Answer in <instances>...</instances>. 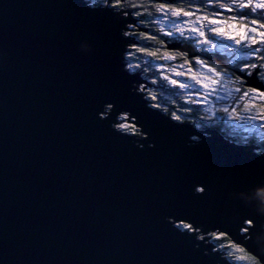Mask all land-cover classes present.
<instances>
[{
    "label": "water",
    "instance_id": "obj_1",
    "mask_svg": "<svg viewBox=\"0 0 264 264\" xmlns=\"http://www.w3.org/2000/svg\"><path fill=\"white\" fill-rule=\"evenodd\" d=\"M111 2L0 0V264H264V153L152 107Z\"/></svg>",
    "mask_w": 264,
    "mask_h": 264
},
{
    "label": "rangeland",
    "instance_id": "obj_2",
    "mask_svg": "<svg viewBox=\"0 0 264 264\" xmlns=\"http://www.w3.org/2000/svg\"><path fill=\"white\" fill-rule=\"evenodd\" d=\"M84 1L87 3L89 2L88 5L91 4V0ZM215 1L218 0H212V2L204 0L203 3L209 8L214 7V10L209 9V12L215 14V16H217L216 18L211 17L205 19L199 16V14L193 13L184 15V13H188V11L177 9L173 11L174 9L165 8L156 12L152 20L153 22H151L160 34L164 35L169 40H187L191 45L200 48L206 53L217 54L222 58L225 57L228 61L232 59L229 62L242 61L245 58L254 59L258 52H251L250 49L256 48L258 45L260 48H264V44L260 42L262 37L259 35L260 32H264L263 28H260L259 25L250 23V19H247L242 12L232 17L230 11L227 10L229 9V5H227L228 0H223V2H226L222 7L216 6L219 3H213ZM234 1L233 3H238L237 0ZM256 2H260V0H253V4L249 5L248 8L252 11V15L256 16V19L264 23V9L254 8ZM103 6L105 7L106 3L103 4ZM236 7L239 8V5ZM115 11L127 10L119 9ZM244 13H246V11H244ZM192 16H194V18H192L193 20L191 19ZM213 19L218 22L210 23ZM139 23L140 22L137 21L134 24L127 25V31L123 36L132 41L128 46L129 51L125 54L124 63L127 70H130L129 67L131 66L128 57L131 53H136L133 50L137 48L135 39L131 35L136 37L138 33H141L138 28ZM250 28H256L257 31L251 32L249 31ZM213 29H223L224 34H219L213 31ZM201 32L204 34L201 35ZM246 34L248 36H254L256 42L253 43L250 39H244ZM237 40L240 41L239 44L236 43ZM170 52L172 53L175 51L170 50ZM149 57H151L150 54L145 53V56H141V60L143 62L144 60L146 62L149 61V65H151L153 70L157 71L160 79L164 81L166 86L174 88L182 100L192 102L196 106H199L201 112L205 116L218 119V121L223 123L225 127L230 130L231 134L233 133L235 136L247 141L255 140L258 143H264V96L261 95L264 93L252 90L250 93L247 92L248 96H245V91L242 90L236 82L231 81L225 74L217 73L215 70L210 72V68L199 61H196L195 64L191 66L177 63L176 61L179 59L178 55L161 54V63H155V61L150 60ZM262 69L264 71V65ZM173 81H176V83L174 84ZM213 81H217V83H213ZM148 88L149 87L144 82V84L138 87V91L143 93L145 99L149 101L151 96L147 92ZM236 88H240V91L237 92ZM253 97H255V99H253ZM224 108H228L229 111H223ZM233 109H235V111H233ZM252 116H255V119H249V117ZM125 120L126 117H119L118 124L115 128L122 131V128L126 129L130 126ZM253 128L254 130H252ZM134 130V136L137 135L139 138L144 137L142 134L137 133L135 128ZM122 132L127 134L125 131ZM183 227L185 230H182ZM177 228L182 231H191L186 225H177ZM211 236H213V234L209 235L210 239ZM198 238L202 239L201 236ZM210 242L212 241L210 240L209 243Z\"/></svg>",
    "mask_w": 264,
    "mask_h": 264
},
{
    "label": "trees",
    "instance_id": "obj_3",
    "mask_svg": "<svg viewBox=\"0 0 264 264\" xmlns=\"http://www.w3.org/2000/svg\"><path fill=\"white\" fill-rule=\"evenodd\" d=\"M106 1L107 0H91L90 5L92 7H97L100 5L103 6ZM155 2L158 1L127 0L124 3H120L117 0H112L110 5V7L115 10L121 9L131 11L135 20L140 22L138 28L140 29L141 33H138L136 37L134 35H131L134 37L137 45V48L133 51L137 54L131 53L128 57L131 62L129 71L139 74L143 78L145 84H147V86L149 87L147 89V92L151 96L149 99V102L152 104L151 106L162 111L164 114L169 115L172 119L174 118L177 122L187 123L198 129L217 130L231 142L246 145L254 144L259 148L260 153H264V143H258L255 140L247 141L239 138L238 136H235L233 133L231 134L230 130H228L223 123L218 121V119H213L205 116L201 112V108L199 106H196L192 102H186L182 100L174 88L166 86L164 81L160 79L157 71L153 70L151 65H149V61L146 62L144 60L143 62L141 60V56H145V53H149L151 56L149 57V59L154 60L155 63L162 62L160 57L161 54L178 55L179 59H177V63H182L185 65L188 64L192 66L196 61H199L203 65L214 69L217 73L220 74H225V71L227 70V68L223 69L217 64V62H221L222 64H224V62L221 60L222 57L216 54H209L204 51L194 50L196 53H198V56L192 59H187L186 55L184 54H180L178 52L171 53L170 51H168L166 47L169 46V44L173 43L188 45L193 49H195L196 46L191 45L187 40H169L167 37L160 34V32L152 23V17H154L153 14L155 13ZM201 2L203 3L204 0H182L181 6L185 7L187 10H190L191 7L199 9L197 5ZM205 15L209 14L206 12ZM256 21L258 23H263L259 20ZM122 131H125L130 135H135V130L132 126H128L126 129L122 128ZM182 230H185V228L183 227ZM210 240L212 241L211 243L216 247V249L223 252L224 255H226L225 258H227L232 264H259L256 259L248 255L243 249L234 247V245H232L229 240L223 235H213L211 236Z\"/></svg>",
    "mask_w": 264,
    "mask_h": 264
},
{
    "label": "flooded vegetation",
    "instance_id": "obj_4",
    "mask_svg": "<svg viewBox=\"0 0 264 264\" xmlns=\"http://www.w3.org/2000/svg\"><path fill=\"white\" fill-rule=\"evenodd\" d=\"M207 1L208 2H212V0H207ZM225 2L226 1L223 2V0H220V1L218 0V1H215L213 3H219L216 6L222 7L223 5H225L224 4ZM233 2H235V1L234 0H228L227 1V5H229V8L232 9L230 11V15L232 17H235V15H237L240 12H242V14L245 15L247 19H250V21H251L250 23H252V20H254V18H255V21L256 20H259V19H256V16L255 15H252V11L248 7H240L239 6V8H237L236 6L239 5V4L238 3H233ZM197 6L199 7V9L198 8L197 9L196 8H192L191 7L190 10H187L185 7L181 6V0H161V2H155L154 11L156 13L160 9L163 10L165 8L166 9H177V10H186V11H188V13L199 14V16L204 17V18L205 17H207V18H211V17L212 18L213 17L216 18L217 17V16H215V14H212V13L209 12V9L214 10V7L209 8V7L206 6L205 3H202V2L200 4H198ZM244 11H246V13H244ZM206 12L209 15H205ZM155 13L153 14L154 16H155ZM192 18H194V16H192L191 19ZM259 21H261V20H259ZM253 24L260 25L261 23H258L256 21V23H253ZM263 31H264V28H263ZM191 39L194 40L193 38H191ZM195 50H197V51H203V50H201L198 47H196ZM257 50H259V51H257ZM250 51L251 52L252 51L258 52L257 55H255V58L254 59H252V58H249V59L248 58H245L242 61H235V62H232V61L229 62L232 59H230L228 61L227 59H225V57H223L221 59L224 62L223 65L227 68V70L225 71L226 72L225 75L227 77H229L231 81L236 82L237 85L242 90H244L245 92H249V93L252 92V90H250L249 88H245L244 87V81L241 80L236 75V73H240V74L246 75L248 77L255 74V76L257 77V79L261 83H263V85H264V79H263L264 71L262 69V66L264 65V48H262V47L260 48V46L258 45V47L250 49ZM209 54H212V53H209ZM251 65H256V67H251Z\"/></svg>",
    "mask_w": 264,
    "mask_h": 264
},
{
    "label": "snow or ice",
    "instance_id": "obj_5",
    "mask_svg": "<svg viewBox=\"0 0 264 264\" xmlns=\"http://www.w3.org/2000/svg\"><path fill=\"white\" fill-rule=\"evenodd\" d=\"M237 2H238V4H239L240 7H248L249 5H252V4H253V0H237ZM254 8H257V9H264V0H260V2H256V3L254 4ZM227 10H228V11H231L232 9L229 8V9H227ZM173 11H176V10L174 9ZM189 14H190V13H187V12L184 13V15H189ZM205 19H207V17H205ZM217 22H218V21L215 20V19H213V20L210 21V23H217ZM252 23H256V21L253 20ZM259 27H260V28H264V23H261V24L259 25ZM213 31H216V32L219 33V34H224V33H223V29H213ZM249 31H251V32H256L257 29H256V28H250ZM200 34L203 35L204 33L201 32ZM259 35L262 37V40H261L260 42H261L262 44H264V32H260ZM229 38H233V37H229ZM244 39H250V40L253 41V43L256 42L254 36H248L247 34L244 36ZM236 43L239 44L240 41L237 40ZM257 51H259V50H257ZM251 67H256V65H251ZM209 71L212 72V71H214V69H211V68H210ZM173 83L175 84L176 81H173ZM213 83H217V81H213ZM236 91L239 92V91H240V88H236ZM244 95H245V96H248V93L245 92ZM261 95L264 96V94H261ZM253 99H255V97H253ZM223 111L228 112L229 109H228V108H224ZM233 111H235V109H233ZM249 119H255V116L249 117ZM252 130H254V128H253ZM200 191H203V189H200Z\"/></svg>",
    "mask_w": 264,
    "mask_h": 264
},
{
    "label": "bare ground",
    "instance_id": "obj_6",
    "mask_svg": "<svg viewBox=\"0 0 264 264\" xmlns=\"http://www.w3.org/2000/svg\"><path fill=\"white\" fill-rule=\"evenodd\" d=\"M156 1H157V0H156ZM158 2H161V0H159ZM114 10H115V9H114ZM132 17H133V15H132ZM133 18H134V17H133ZM134 21L137 22V21L135 20V18H134ZM174 44H176V43H174ZM174 44H173V45H174ZM171 51H172V50H171ZM217 64H218L219 66H221V65H220V62H217ZM221 64H222V63H221ZM222 65H223V64H222ZM223 66H224V65H223ZM125 121H127V119H126ZM198 237H199V236H198Z\"/></svg>",
    "mask_w": 264,
    "mask_h": 264
}]
</instances>
